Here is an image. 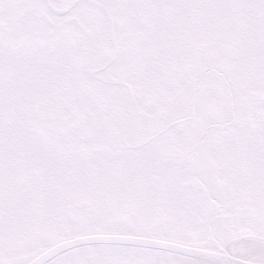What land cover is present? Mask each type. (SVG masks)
Listing matches in <instances>:
<instances>
[{
    "label": "snow or ice",
    "instance_id": "snow-or-ice-1",
    "mask_svg": "<svg viewBox=\"0 0 264 264\" xmlns=\"http://www.w3.org/2000/svg\"><path fill=\"white\" fill-rule=\"evenodd\" d=\"M0 264H264V0H0Z\"/></svg>",
    "mask_w": 264,
    "mask_h": 264
}]
</instances>
